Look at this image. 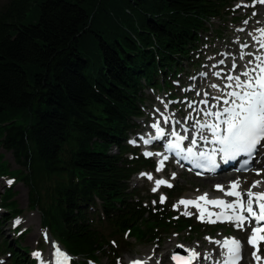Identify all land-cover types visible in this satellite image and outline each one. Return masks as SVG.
Listing matches in <instances>:
<instances>
[{
	"label": "trees",
	"instance_id": "obj_1",
	"mask_svg": "<svg viewBox=\"0 0 264 264\" xmlns=\"http://www.w3.org/2000/svg\"><path fill=\"white\" fill-rule=\"evenodd\" d=\"M231 1L9 0L0 7V149L17 165L10 170L0 154V177L27 186L29 208L80 261L73 264H100L106 247L115 257L111 237L143 241L191 228L166 203L131 190L132 176L153 163L127 138L137 132L146 89L161 88L159 76L165 86L178 76L206 20L226 14ZM0 195L2 222L19 211L11 187ZM0 254L7 264H33L17 243L2 240Z\"/></svg>",
	"mask_w": 264,
	"mask_h": 264
},
{
	"label": "rangeland",
	"instance_id": "obj_2",
	"mask_svg": "<svg viewBox=\"0 0 264 264\" xmlns=\"http://www.w3.org/2000/svg\"><path fill=\"white\" fill-rule=\"evenodd\" d=\"M9 0H0V7L7 3ZM238 2H243L240 0ZM237 2V3H238ZM253 2H256L253 4ZM235 3V5L237 4ZM234 5V4H232ZM234 5V8H235ZM264 12V7L258 3V0H248L245 2V6L241 7L237 12V15L230 16L236 17L242 21L240 23H231L229 20L223 23L224 21L218 19H207L205 26L207 31L205 33H201L200 35L209 37V40L200 36V44L196 46L193 52H191L189 56V60H187L183 66V71L178 69L177 77L174 78L172 73L171 76H168L166 86L164 85L163 77L159 76L158 84L160 83L162 87L159 88H147L145 91V99H144V107H143V116L136 120V128L139 134L140 132H145L148 130L150 125L153 124V120L158 116L156 111H169V113L184 114V117L195 116L196 114L191 113L187 109V103L189 99H192L195 96V90L198 89L195 84H193V80L198 79L201 73L208 74V69L212 67V59L217 54L218 50L222 45H226L230 42L232 33L234 29L238 26L248 25L249 28L253 26H262L264 28V14L262 15L260 12ZM247 21V23H245ZM219 31V36L216 37V32ZM217 38V39H216ZM218 38L221 40L218 41ZM247 41V40H246ZM200 46V48H199ZM231 50L234 48L231 47ZM174 73V70H173ZM201 77L205 78V75H201ZM174 84H177L176 86ZM199 87H201V82L199 83ZM187 89V91H185ZM188 89H193L194 92L188 93ZM205 93L208 95L211 94L207 88H205ZM193 101H191L192 103ZM185 104V105H184ZM167 105V108H165ZM183 119V117L181 118ZM156 121V122H157ZM180 123L183 124V122ZM137 134H133L129 136V141L135 140ZM146 134H142L141 137H144ZM141 143V138L138 139V144ZM264 144V142H263ZM130 145V144H129ZM132 146V145H131ZM137 147V145H134ZM132 146V148L134 147ZM112 154H115V149L111 150ZM142 153V151H141ZM158 153V152H157ZM0 154L3 155L4 160L9 166L10 170L14 171L17 169V165L15 164L11 153L0 149ZM132 155H128V158H131ZM157 160V156L155 157ZM154 161V159H152ZM259 164V165H258ZM254 169L247 175H244V178H247L246 185L244 190L250 188L254 181H262L264 182V147L260 148V155L258 159L254 162ZM157 163L154 161V169L151 172L145 170V172L141 173H150L153 176V180L149 181L147 177H142L140 174L133 176L131 181L133 188L140 190V198H144L146 201L148 199L152 200L153 205L157 206V200L152 197H156L160 201V196L163 195L166 197V206H170L172 212L177 214V217L183 216L190 219L191 228L181 231V232H164L158 231L151 238H147L143 241H136L133 238H129L126 234L120 238V241L117 242L113 237L109 238V242L112 247L115 249L117 255L113 257L115 253L109 250L108 247L105 248L104 254L101 253L99 255L100 264H129L127 259H137L139 257L145 258L149 257L151 259L148 264H172L170 261V256L175 253L184 254L185 252L181 249H177L179 244L182 245H193L198 244L199 249L205 252L213 253V260L217 261L221 258L219 245L215 243H210L209 240H206L205 237L210 238L211 241H221L225 238H235L242 242L243 244V260L241 264H255V260L253 258V248L248 244V238L251 234V229L244 226L243 230L237 229L233 224H225V225H217L207 223V217L205 218V222H200L197 219V210L194 208H187V211L193 213L191 216L182 215L181 212L185 211L183 205H178V202L181 199H187L189 197H194L196 195L207 193L210 196H219L221 194L220 191L216 190L215 186L211 184L212 191H209V185H205L203 180L196 179L193 175L189 174H181L177 175L170 168L166 169V175L168 176V182L173 186L172 189L165 186L164 188L158 189L160 190L158 194H155L152 191V187L154 186V182L156 179H163L159 173L156 171ZM257 171L260 172V175H257ZM175 173V179L172 178V174ZM11 178V177H9ZM12 179V187L11 192L13 194L12 200L15 203L16 209L19 213L9 216L7 221H2V217H0V242L2 240L8 241L11 245L16 246V243L21 247H26L28 249V257L33 262V264H42L45 261L46 254L54 250L52 247L54 244L56 248L63 250L59 243L51 237L48 232H44L41 234V214L38 209L31 210L29 208L30 199H29V191L27 186L23 183ZM211 182L215 181V179H209ZM7 179H0V192L4 193V190L7 191L9 187L4 185H8ZM11 181V180H10ZM230 183H227L225 189H228ZM157 190V191H158ZM172 197L167 196L166 192L174 191ZM180 191V192H179ZM2 195V194H1ZM0 195V197H1ZM246 200V199H245ZM0 200V216L4 207H1ZM173 205H178L177 209H173ZM95 213V212H94ZM99 214V213H98ZM94 216V215H92ZM95 217V216H94ZM19 218L22 223L13 227V222ZM95 220L97 218L95 217ZM104 239H107L109 230L105 223L97 225ZM20 231H25V235L20 239L16 235L20 233ZM54 234V232H51ZM45 235H47L48 239L45 240ZM15 242V243H14ZM113 243V244H112ZM33 252H39L41 254V259L37 260L33 256ZM186 254V253H185ZM187 255V254H186ZM258 255L261 256L260 264H264V244L260 245ZM76 262H80L78 259H74ZM7 257H3V254H0V264H7ZM201 264H209V261H203Z\"/></svg>",
	"mask_w": 264,
	"mask_h": 264
},
{
	"label": "snow or ice",
	"instance_id": "obj_3",
	"mask_svg": "<svg viewBox=\"0 0 264 264\" xmlns=\"http://www.w3.org/2000/svg\"><path fill=\"white\" fill-rule=\"evenodd\" d=\"M258 3L264 5V0H258ZM258 31L260 36L253 37V39L259 45L258 51L264 52V29H258ZM243 47H247V45ZM244 55L241 49V60L244 59ZM247 55L250 58L247 60L245 69L239 75H233L231 73L227 75L226 79L231 83L225 84L224 88L230 89L229 91L224 92L217 84H212L211 87L213 89L221 91L220 96L212 98L216 103L210 104L208 99L200 100V103L205 105L203 115L210 119L204 120L203 122L196 121L193 127L200 134V141L213 145V147L207 151L197 149L198 140L196 135L193 134L191 136L190 146L186 149L182 148V142L189 137L187 135H180L178 131L173 130L171 136L175 138V142H169L167 144L168 151H174L177 156L186 153L182 158H191L194 167L204 168L208 171L215 170L217 166V155H220L225 162L244 156L247 158L243 161L244 165H248L255 158L259 147H264V144H262V141H264V54L253 55L249 51ZM219 63L223 64L224 61L221 60ZM236 68L237 65L235 63L232 64V71H235ZM201 75H206V73H201ZM214 75L219 77L220 73H214ZM196 94L198 96L200 95L199 92ZM204 96L207 97L208 93H204ZM194 105L195 101L190 103L189 107L196 110ZM165 108H167V105H165ZM214 108H218L219 110L213 111L212 109ZM169 119V117H165L164 123H169ZM187 119L188 117L185 118L186 121ZM176 123L180 124V121H176ZM151 127L155 129V136L150 138L141 137L145 145L150 144L153 139L159 140L165 136V132L160 127L159 121L153 123ZM181 128L184 129L183 124H181ZM184 130L187 131V129ZM129 143L135 145L136 141L132 140ZM144 155L145 157H151L153 153L145 152ZM156 155L160 154L156 153ZM167 159L168 157L164 156V160ZM162 167L163 161H160L156 171L160 172ZM256 174L260 175V172L257 171ZM140 175L142 177L146 176L149 181L153 180V176L150 173H141ZM175 176L176 174L173 173L172 178L175 179ZM12 183V181H8L9 185ZM261 183L262 181L253 182L251 188L246 193L238 191L239 181L232 182L228 190L223 189L221 185H216L215 188L223 191L224 195L235 198L232 202H226L223 199H209L208 194L205 193L195 200L181 199L178 205L184 206L185 211L181 212V214L185 216H191L193 214L187 211L189 206L195 207L199 212L197 219L200 222H205V218L207 217V223L230 222L236 228L243 230L245 223L251 224L254 221L255 223L252 226V231L248 238V244L253 248V258L259 264L261 256L258 255V252L260 245L264 244V192L254 193L252 188L258 187ZM161 186L170 188L173 185L166 180L156 179L152 191L154 193L157 192ZM245 196L247 197L246 200L244 199ZM165 200L166 197L161 195L159 202L163 204ZM201 202H203L204 206L201 205ZM178 205H173V209L176 210ZM207 205L220 208L221 211L219 213L209 211ZM213 216H215V219H212ZM21 223L22 221L17 218L13 222V227ZM47 239L48 237L45 235V240ZM205 239L220 247L221 258L216 261V264H239L242 258L241 241L235 238H225L223 242L211 241L208 237H205ZM52 247L56 249L54 253L56 258L55 264H69L71 258L56 248L54 244ZM177 247L183 248L187 256L173 253L171 256L173 264H193L194 261L198 260L200 254L194 249L184 248L183 245H178ZM33 256L37 260L41 259L39 252H33ZM210 258L208 255L204 257L205 260ZM117 264H119V261ZM131 264H147V262L133 260Z\"/></svg>",
	"mask_w": 264,
	"mask_h": 264
},
{
	"label": "bare ground",
	"instance_id": "obj_4",
	"mask_svg": "<svg viewBox=\"0 0 264 264\" xmlns=\"http://www.w3.org/2000/svg\"><path fill=\"white\" fill-rule=\"evenodd\" d=\"M259 33L258 30H255L254 32L251 33V35H254V37L256 36V34ZM253 40V39H252ZM244 44V43H242ZM239 55H241V53H239ZM231 74L235 75L234 72H231ZM212 74H210L211 76ZM209 76V75H208ZM227 75H223V76H211L209 79H206V81H204L202 83V88H207L209 89L212 94V98L213 97H216L218 95H221V91H218L216 89H213L211 87L212 84H217L219 86L220 89H222L224 92H227L229 91L230 89H226L224 88V85L227 84V83H231L230 81H227L226 79ZM243 79V78H242ZM197 80L194 81V83H196ZM209 103L212 104V103H216L215 100L211 99L209 100ZM201 106L197 107L196 106V110H194V112H200V111H204L205 109H201L200 108ZM203 108V107H202ZM213 111L216 110V108L212 109ZM219 110V109H218ZM165 113L168 115V116H174L173 113H169V111H165ZM186 117H184L185 119ZM210 119L209 117H206L205 116V120H208ZM188 120V119H187ZM183 121V119L181 120V122ZM203 122V121H202ZM162 124H165L164 122ZM192 127V125H191ZM184 129H187L186 127H184ZM183 129V130H184ZM185 131V130H184ZM147 137V136H146ZM258 155L255 154V158L251 161L253 162L256 157ZM158 162V159L157 161ZM159 164V163H158ZM259 165V164H258ZM159 173V172H158ZM162 175L163 176H166V170H164L162 172ZM164 180V179H163ZM235 181H239V188H238V191H241L242 193H246L248 191L249 188L245 189L244 190V187L246 185V182H247V178H244V176H239V177H236V176H233L231 175L230 178L226 177V176H219L215 179V181L211 182L209 179H204L203 180V183L205 185H209L210 188L208 189L209 191H212V188H211V184L212 185H221L223 187V189H225V186L227 183H232V182H235ZM255 182V181H254ZM253 184V183H252ZM230 186V185H229ZM229 186H228V189H229ZM252 186V185H251ZM251 188V187H250ZM228 189H225V190H228ZM217 190V189H216ZM220 191V190H218ZM252 191L254 193L256 192H264V182H262L258 187L256 188H252ZM221 194L219 196H210L208 195V198L209 199H223L225 200L226 202H232L234 199H231V197H228L226 195H224V192L223 191H220ZM201 195H204V194H200V195H196L194 197H189L187 199H191V200H195L197 197L201 196ZM186 199V198H185ZM244 199H247V197L245 196ZM201 204L203 205V202H201ZM220 209V208H219ZM221 210V209H220ZM244 228V227H243ZM238 229V228H237ZM224 240H221V242H223ZM179 245H182V244H179ZM184 246V245H183ZM184 248H188V249H194L196 252H198L200 254L199 258L197 261H194V264H200L202 261H210L213 257V253H209V252H205V251H202L201 249H199V245L198 244H193V245H185ZM181 250H183V248H180ZM219 250H220V247H219ZM55 251L54 250H51L49 251L46 256H45V261L44 263L42 264H53L54 260H55V255H54ZM187 254V253H186ZM205 255H208L210 256L211 258L210 259H207L205 260L204 257ZM152 257L149 258V257H145V258H142V257H139L137 259H133V260H140V261H146L147 264L150 263ZM131 259H127V261L129 262V264H131V261H133ZM255 264H257V262H255ZM260 264V263H259Z\"/></svg>",
	"mask_w": 264,
	"mask_h": 264
}]
</instances>
